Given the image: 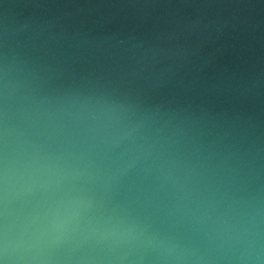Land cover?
<instances>
[{"label":"water","instance_id":"water-1","mask_svg":"<svg viewBox=\"0 0 264 264\" xmlns=\"http://www.w3.org/2000/svg\"><path fill=\"white\" fill-rule=\"evenodd\" d=\"M0 264H264V0H0Z\"/></svg>","mask_w":264,"mask_h":264}]
</instances>
